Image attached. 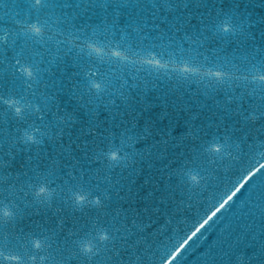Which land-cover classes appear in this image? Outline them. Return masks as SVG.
Wrapping results in <instances>:
<instances>
[{
  "label": "water",
  "instance_id": "95a60500",
  "mask_svg": "<svg viewBox=\"0 0 264 264\" xmlns=\"http://www.w3.org/2000/svg\"><path fill=\"white\" fill-rule=\"evenodd\" d=\"M261 163L264 0H0V264H164ZM173 264H264V169Z\"/></svg>",
  "mask_w": 264,
  "mask_h": 264
},
{
  "label": "snow or ice",
  "instance_id": "6c2138e0",
  "mask_svg": "<svg viewBox=\"0 0 264 264\" xmlns=\"http://www.w3.org/2000/svg\"><path fill=\"white\" fill-rule=\"evenodd\" d=\"M218 150V149H217ZM261 169H264V163H261L254 171L245 176L223 199L212 209L207 217L184 239L178 247H176L169 257L165 260L164 264H173L180 252L187 246V244L203 229L214 217L217 216L239 193L244 185Z\"/></svg>",
  "mask_w": 264,
  "mask_h": 264
}]
</instances>
